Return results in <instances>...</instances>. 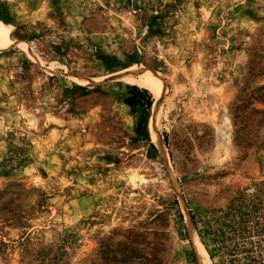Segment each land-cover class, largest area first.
Returning <instances> with one entry per match:
<instances>
[{
  "label": "rangeland",
  "instance_id": "1",
  "mask_svg": "<svg viewBox=\"0 0 264 264\" xmlns=\"http://www.w3.org/2000/svg\"><path fill=\"white\" fill-rule=\"evenodd\" d=\"M0 29V264H195L194 235L232 264L264 208V0H0ZM130 68L163 85L146 137Z\"/></svg>",
  "mask_w": 264,
  "mask_h": 264
},
{
  "label": "built area",
  "instance_id": "2",
  "mask_svg": "<svg viewBox=\"0 0 264 264\" xmlns=\"http://www.w3.org/2000/svg\"><path fill=\"white\" fill-rule=\"evenodd\" d=\"M247 199L264 207V194L247 193ZM236 228L229 253L232 264H264V208L253 209Z\"/></svg>",
  "mask_w": 264,
  "mask_h": 264
},
{
  "label": "trees",
  "instance_id": "3",
  "mask_svg": "<svg viewBox=\"0 0 264 264\" xmlns=\"http://www.w3.org/2000/svg\"><path fill=\"white\" fill-rule=\"evenodd\" d=\"M126 96L123 98L124 104H126L131 111L141 110V115L137 120L135 130L138 134L147 136V120L150 115V110L153 104V97L149 89L141 87L136 84L127 85ZM163 142L166 144V135L163 136ZM151 148L157 152L158 149L154 143L150 144ZM190 219L195 223L194 214L189 211ZM52 251L48 249L38 250L37 254L33 255L32 262H38L39 264H60L56 257H52ZM195 264L196 258L193 255ZM215 264V263H213Z\"/></svg>",
  "mask_w": 264,
  "mask_h": 264
},
{
  "label": "bare ground",
  "instance_id": "4",
  "mask_svg": "<svg viewBox=\"0 0 264 264\" xmlns=\"http://www.w3.org/2000/svg\"><path fill=\"white\" fill-rule=\"evenodd\" d=\"M11 41L8 38V33L0 29V49L8 45ZM135 76L148 77L154 83L156 90H157V93L154 96L155 101L153 102V107H152L154 110L155 107H158V105L157 106L155 105L156 100L158 99L157 97H159L157 94L163 91L161 77L159 76L157 72L151 71L146 68L145 69L130 68L118 74V78L124 81H131L134 79ZM155 126H156V118L153 117L152 120L149 121V128H150V131H152L153 135L155 133V130H154ZM193 240H194L195 253L197 257V263L198 264H212L208 253L206 252L202 244L199 242V240L196 239L195 235L193 236Z\"/></svg>",
  "mask_w": 264,
  "mask_h": 264
},
{
  "label": "crops",
  "instance_id": "5",
  "mask_svg": "<svg viewBox=\"0 0 264 264\" xmlns=\"http://www.w3.org/2000/svg\"><path fill=\"white\" fill-rule=\"evenodd\" d=\"M137 85V84H136Z\"/></svg>",
  "mask_w": 264,
  "mask_h": 264
}]
</instances>
